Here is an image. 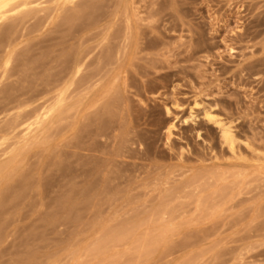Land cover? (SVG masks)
<instances>
[{
  "label": "rangeland",
  "instance_id": "obj_1",
  "mask_svg": "<svg viewBox=\"0 0 264 264\" xmlns=\"http://www.w3.org/2000/svg\"><path fill=\"white\" fill-rule=\"evenodd\" d=\"M30 2L0 19V264H264V0Z\"/></svg>",
  "mask_w": 264,
  "mask_h": 264
},
{
  "label": "bare ground",
  "instance_id": "obj_2",
  "mask_svg": "<svg viewBox=\"0 0 264 264\" xmlns=\"http://www.w3.org/2000/svg\"><path fill=\"white\" fill-rule=\"evenodd\" d=\"M30 1L31 0H0V19L1 20L8 19L9 14L12 13L13 11H15L17 13H21L23 11H26L29 7V4L31 3ZM65 1L71 2L73 0H65ZM122 7L126 8V10L128 11V7H127L126 2L122 5ZM85 58H86V56L82 55L81 53H79V54L77 53L75 60L73 62V65L70 68V70L68 71L69 76L67 79V83H69L70 85L76 83L77 80L80 79L81 75L85 71V69H86V64H85L86 59ZM10 61H11V53H9V55L7 56V58L5 60V66L6 67H8V64L10 63ZM262 80H264V77H262ZM63 100H64L63 97H60L57 100V103L55 105L45 109L43 114L36 119V123L38 124V126H40L41 123H43L46 120L53 117L55 112H57L60 109V107L63 105ZM105 112L108 116L109 115L112 116L113 105L109 104V106L105 109ZM205 117H207V119L210 122H212L218 128L219 134H220L219 136L221 138V142H222V144H225L227 146V148L229 149L231 154H233L236 158H238L240 160L241 159L246 160V158L244 156H240V154L238 153L239 146L241 145V139L235 133L234 126H233L234 121H230L227 118L216 115V114L212 113L211 111H206ZM104 125L105 124H101L99 126L100 131L105 129ZM78 128H79V125H78ZM166 128H167L166 130H167V134L169 137L173 133V129L175 128V124L169 123ZM80 133H82V131ZM245 144L248 148H250L249 147L250 145L247 142ZM252 151L254 153H257L255 149H252ZM257 155L259 157L260 156L264 157V153H262V152H260V153L258 152Z\"/></svg>",
  "mask_w": 264,
  "mask_h": 264
}]
</instances>
